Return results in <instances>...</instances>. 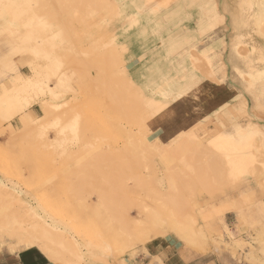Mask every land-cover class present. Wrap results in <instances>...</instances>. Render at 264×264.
Listing matches in <instances>:
<instances>
[{
    "label": "rangeland",
    "instance_id": "1",
    "mask_svg": "<svg viewBox=\"0 0 264 264\" xmlns=\"http://www.w3.org/2000/svg\"><path fill=\"white\" fill-rule=\"evenodd\" d=\"M104 1L0 0V248L32 214L63 231L56 264H125L188 225L225 248L264 233V0ZM202 81L235 104L153 137Z\"/></svg>",
    "mask_w": 264,
    "mask_h": 264
},
{
    "label": "crops",
    "instance_id": "2",
    "mask_svg": "<svg viewBox=\"0 0 264 264\" xmlns=\"http://www.w3.org/2000/svg\"><path fill=\"white\" fill-rule=\"evenodd\" d=\"M236 99L237 92L231 86L202 81L171 103L167 113V124L163 126L159 125L161 123L152 124L153 137L159 141H168L183 130L192 128L194 122L202 120L203 116L209 114L212 117L224 106H233ZM39 110L38 106H34L29 112L36 115ZM224 221L231 226L230 228H234L232 212L225 213ZM261 227L264 229V218ZM174 236L154 241L145 250L139 247L137 255L126 260L125 264H264V233L261 230L251 234V237L246 235L235 237L236 243L228 248L209 242L206 244L205 241L200 245H192ZM0 264L56 263L51 262L38 248L29 247L15 252L9 251L8 248H0Z\"/></svg>",
    "mask_w": 264,
    "mask_h": 264
},
{
    "label": "bare ground",
    "instance_id": "3",
    "mask_svg": "<svg viewBox=\"0 0 264 264\" xmlns=\"http://www.w3.org/2000/svg\"><path fill=\"white\" fill-rule=\"evenodd\" d=\"M262 10H264V9L262 8ZM17 82L18 81H16V86L18 85V86H21L22 88L23 87H28V88L33 87L34 88L36 85L39 86L38 85L39 80L37 79L36 76H33L32 79L20 77L18 84H17ZM39 84H41V83H39ZM14 86L15 85L13 84L12 87H14ZM22 109H23V106L21 105V106H18L17 108L10 110V111H7L6 115L4 116V119L8 120V119L13 118L16 114H20ZM45 113H47V112L45 111ZM22 121H24V120H22ZM21 122H20V124H21ZM24 123H25V121H24ZM257 133L258 132H255L254 129H251V131L250 130L242 131V134H248V135H255ZM247 157H248L247 155H241V156L237 155L233 159L232 164H231L232 165V173H231L232 175L231 176H234L238 179L242 176L243 172L245 173L246 171L248 172V169L250 170V167H248V166L252 165V163L254 162V158L251 157L250 159H247ZM247 174H249V172ZM169 181L171 182V184L173 183L171 180H169ZM232 183H234V182H232ZM169 185H170V183H169ZM226 207H227V205H226ZM218 210H221V209H218ZM224 211H225V208H224ZM221 212H222V210H221ZM32 216H33L32 218L35 220V222L32 224V226H30L28 228L19 227L20 228L19 232L14 234L15 238L20 243V247L24 248V249L29 248V247L38 248L48 257V259L51 262H53V263L61 262L59 254H58L59 252L57 253L55 245H57V244L61 245L63 243V241H62L64 239V234L62 233L63 231H61L58 228H55L49 224L43 223L41 221V218H38V216L35 214H32ZM155 218L157 219V217H155ZM156 219H154L153 221H155ZM191 221L193 222V218H191ZM155 222L158 223L157 220ZM172 222H174V221H172ZM177 231H176V233L179 234L180 238L182 240H184L185 242H188L189 244L195 245V244H202V242H204L203 234L201 235L199 232H196L194 229H192V227L190 225L183 227L182 229H178ZM152 236H153V233H152ZM149 239H151V238H149ZM202 248H203V246H202Z\"/></svg>",
    "mask_w": 264,
    "mask_h": 264
}]
</instances>
